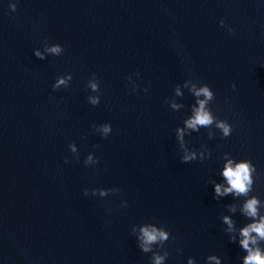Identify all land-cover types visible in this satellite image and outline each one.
Wrapping results in <instances>:
<instances>
[{"label":"water","instance_id":"obj_1","mask_svg":"<svg viewBox=\"0 0 264 264\" xmlns=\"http://www.w3.org/2000/svg\"><path fill=\"white\" fill-rule=\"evenodd\" d=\"M205 85L214 122L187 128ZM229 160L246 195L215 193ZM262 217L264 0H0V264H244ZM147 225L169 238L145 253Z\"/></svg>","mask_w":264,"mask_h":264},{"label":"clouds","instance_id":"obj_2","mask_svg":"<svg viewBox=\"0 0 264 264\" xmlns=\"http://www.w3.org/2000/svg\"><path fill=\"white\" fill-rule=\"evenodd\" d=\"M9 8L11 11L15 12L16 11V5L15 4H9ZM219 25L221 27H225L224 21L220 20ZM229 32L232 31L231 28L228 29ZM46 51L52 53L53 55H59L62 51L63 48L59 44H55L52 47L46 49ZM35 56L39 57L41 60L44 59V57L41 55L39 52L34 53ZM71 77L67 78H57L56 83L52 85V88L58 89L61 85L66 86V80H70ZM90 88L93 91H98V84L97 83H91ZM233 90H235V84L231 85ZM147 91V89L145 90ZM192 92L196 97H200L201 95L204 97L203 100H198V107L193 109L194 115L192 116L191 119L186 121V127L196 130L197 126H210L214 122V117L212 116L211 112L208 110L206 105L208 104L209 101H212L214 99V93L210 90V88L205 85L197 89L195 86L192 88ZM177 95H180L179 89L176 91ZM89 103L92 105H98L99 104V99L98 98H90ZM173 108H176L177 105L173 104ZM216 127L221 130V133L223 137H228L231 134L232 127L229 125L226 121L223 120H217L216 121ZM99 131L101 132V137L105 138L108 136V134L111 132V126L108 123L103 124ZM182 130L178 129L177 130V138L182 140ZM71 150L73 152L76 151L74 146H71ZM95 147V145L93 146ZM195 159L194 154H186L183 157L182 163H187L189 161H192ZM67 162V160L65 161ZM97 163L98 161L94 158L92 155H89L87 157V160L85 161V164L88 163ZM255 166L251 163L250 160H246L244 162L238 163L235 166H233V162L229 160L223 170V177L226 179L229 187L224 188L223 191H221V185H215V193L217 196L220 195H225L228 193H236L240 195H246L250 187L253 183L252 181V173L255 172ZM87 193L84 192V195ZM101 195H104L102 192ZM259 201L253 197L249 200L244 205V211L245 214L249 217L255 218L257 216V205ZM224 223L229 225V228L231 229L232 227V222L228 217H224ZM255 232L257 236L260 238L264 239V217L260 219L259 223H253L248 225L247 227L243 228L241 230V236L244 237L243 240L240 241V246L248 252L247 257L244 259V264H264V256H262L260 250L258 248L255 249H250L249 248V243L251 242L253 245L256 244V240L254 238L250 237V233ZM169 238V234L167 231L158 229L157 227L147 225L144 227L140 228V236L138 239L140 240V244L138 245L139 249L142 252H149L151 251L150 246L157 241H166ZM209 260H214L216 261V264H219V261L216 260V257L210 256L208 257ZM163 257L161 256H155L154 257V264H162ZM188 264H193V260L190 258L188 260Z\"/></svg>","mask_w":264,"mask_h":264}]
</instances>
